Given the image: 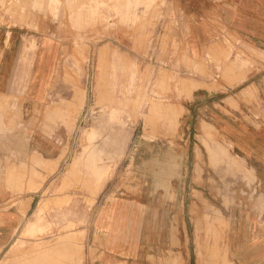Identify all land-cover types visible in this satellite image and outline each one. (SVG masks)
Here are the masks:
<instances>
[{
	"label": "rangeland",
	"instance_id": "obj_1",
	"mask_svg": "<svg viewBox=\"0 0 264 264\" xmlns=\"http://www.w3.org/2000/svg\"><path fill=\"white\" fill-rule=\"evenodd\" d=\"M117 1L0 0V66L8 58L0 161L12 163L9 185L34 195L14 239L0 246V264H24L29 247L60 242L71 245L69 260L59 253L45 263L264 264V186L195 100L198 90L245 84L244 67L264 55L232 44L222 55L190 44L180 53L179 38L192 40L197 27L211 40L228 32L196 23L191 0H139L132 20ZM44 72L41 100L34 78ZM35 134L59 149L54 172L37 165ZM92 152L101 176L86 165ZM32 223L39 232L28 236Z\"/></svg>",
	"mask_w": 264,
	"mask_h": 264
},
{
	"label": "crops",
	"instance_id": "obj_2",
	"mask_svg": "<svg viewBox=\"0 0 264 264\" xmlns=\"http://www.w3.org/2000/svg\"><path fill=\"white\" fill-rule=\"evenodd\" d=\"M54 1V0H53ZM57 1V0H55ZM139 0H131L132 8L130 11L124 10L129 4V0L117 1L114 9L120 12L124 18L134 19L137 17V8ZM195 4V13L199 19L196 23H211L218 29H224L228 32L227 36H220L216 39H206L202 37V32L197 27V36L192 40L189 38H179L180 53L186 51L188 45H192V50L196 49L200 54L206 47L211 46L214 54L222 55L225 48L229 45H235L247 48V51L258 52L264 55V0H191ZM135 5H134V4ZM151 1L147 0V7ZM101 5V4H99ZM198 25V24H195ZM250 27V28H249ZM206 33V32H205ZM191 41V42H190ZM47 40H44L41 47V62L47 53ZM237 47V48H239ZM50 49V48H49ZM249 49V50H248ZM252 55V54H249ZM5 56L6 53H5ZM5 62L8 58H4ZM254 64L250 67H244L247 70V80L245 84L229 86L225 85V91L198 90L195 95L196 104H204L203 121L212 124L231 142L233 151L237 156L243 158L251 168L256 188L263 190L264 186V67L263 60L258 56H252ZM0 66V93L7 91L5 83L7 79L6 64ZM5 64V65H4ZM124 67V66H123ZM48 77L46 73L36 74L34 80L40 88L36 94L39 99H43V90ZM134 77L131 76V85ZM247 82V83H246ZM207 103V104H206ZM186 104V105H185ZM184 107L188 110L186 102ZM35 101L24 102L23 108L35 109ZM188 116L187 111L183 115ZM120 120L114 117V121ZM3 120L0 117V126ZM97 138V133L94 140ZM43 138L35 134L32 138L31 153H35L37 165H43L48 172H54L57 168L60 158L59 149L55 147L44 148ZM50 150L49 152H47ZM91 154V153H90ZM97 153L89 155L87 158V167L98 174L103 175L104 171L99 165ZM6 158V157H5ZM44 158L50 160L53 167H47L49 162L44 163ZM21 163V162H20ZM17 164L18 166L20 165ZM12 165L7 159L0 161V246H6L16 236L21 223L24 219L25 212L30 208L27 207L33 203L34 195L30 198L21 193L15 186L9 185L7 170ZM15 164V163H14ZM75 167L70 168L69 172ZM36 193V192H35ZM37 196V194H35ZM30 199V200H29ZM15 202L13 205L11 203ZM46 204V203H45ZM240 237V236H239ZM238 236L234 237L232 246L234 249L239 245ZM241 241V238H239Z\"/></svg>",
	"mask_w": 264,
	"mask_h": 264
},
{
	"label": "bare ground",
	"instance_id": "obj_3",
	"mask_svg": "<svg viewBox=\"0 0 264 264\" xmlns=\"http://www.w3.org/2000/svg\"><path fill=\"white\" fill-rule=\"evenodd\" d=\"M131 4H132V2H131ZM134 4V3H133ZM128 7V6H127ZM129 8V7H128ZM127 8V9H128ZM250 28V27H249ZM104 115H106V114H104ZM119 113L116 111L115 112V114H114V117H118L119 118ZM97 129V128H96ZM96 130H93L90 134H89V140L90 141H93V139L95 138V136H96V132H95ZM169 148V147H168ZM169 150V149H168ZM161 152V151H160ZM167 152V151H166ZM92 154V153H91ZM90 154V155H91ZM152 154V153H151ZM161 154V153H160ZM165 155V154H164ZM152 156V155H151ZM134 157V156H133ZM168 160V159H167ZM170 160V159H169ZM48 161V160H47ZM50 161V160H49ZM88 161V160H87ZM50 163V162H49ZM52 163V162H51ZM148 163V164H147ZM147 163H146V167H148V168H150L151 166H153L152 165V163H150V161H147ZM167 164V163H166ZM148 165V166H147ZM176 165V164H175ZM174 165V166H175ZM51 167H52V165H50ZM49 166V168H51ZM179 165L177 164V167H178ZM48 167V166H47ZM176 167V166H175ZM180 167V166H179ZM75 168V167H74ZM144 168V167H143ZM168 169H169V167H168ZM167 169V170H168ZM178 169V168H177ZM171 170V169H170ZM149 172L150 171H147V176H149V178H150V175H149ZM168 173H169V171H168ZM168 175V174H167ZM151 179V178H150ZM162 181H164L165 182V184H163L164 186L163 187H165L166 188V191H168L169 189V181H170V179H171V177H166V176H163V177H161L160 178ZM147 187V190H145V186L142 188V192H143V196L142 197H145V195L146 194H148L151 190H150V188H151V181L149 180V182H148V186H146ZM175 191V190H174ZM175 198H176V196H174ZM45 206V205H44ZM200 216V215H199ZM37 225V224H36ZM36 225H35V223H32L31 224V226L30 227H28V236H30L29 235V233L30 234H35V233H37V232H39V231H37V227H36ZM29 226V225H28ZM68 226V225H67ZM66 228V227H65ZM43 229V228H42ZM41 230V229H40ZM45 231V230H44ZM25 232V231H24ZM43 232V231H42ZM85 232V231H84ZM41 233V232H40ZM72 233V232H71ZM70 233V234H71ZM34 236V235H33ZM66 236V235H65ZM36 237V236H35ZM71 238H73V237H71ZM62 239V238H61ZM59 241V240H58ZM61 241V240H60ZM37 243V242H36ZM63 243V242H62ZM61 242L60 243H57L56 245H49V246H46V247H43V245H42V247H40L41 246V244L40 245H38V244H34L33 246H31V247H29L24 253H23V255L25 256V262H24V264H40V262H43L42 264H50V263H48V260H47V263H45V260L46 259H48V258H51V259H53L52 257V255H56V254H59V253H64V255L63 256H65V254L66 255H68V254H70L71 253V251H72V248H71V245H69V244H62ZM43 244V243H42ZM45 245V244H44ZM46 245H48V244H46ZM13 250V249H12ZM15 250V249H14ZM13 250V251H14ZM73 252V251H72ZM8 254V253H7ZM9 254H10V251H9ZM62 254H61V256H62ZM24 256H21V258L23 257L24 258ZM72 256V259H73V255H71ZM58 258H59V256H57ZM57 257H54V260H55V258L58 260V258ZM68 257V256H67ZM22 258V259H23ZM68 258H70V257H68ZM68 258H66V256L65 257H63V259H65V261L67 262V259ZM8 259V258H7ZM14 259H16V258H14ZM62 258H61V260H63ZM8 260H11V259H8ZM24 260V259H23ZM69 260V259H68ZM13 261V264L15 263V264H17V263H19V262H17V261H15L14 262V260H12ZM11 261V262H12ZM49 261H50V259H49ZM60 261V260H59ZM5 262H7V261H5ZM5 262H3V263H5ZM60 262H62V261H60ZM64 262V261H63ZM66 262H64L65 264H66ZM69 262V261H68ZM70 262H71V260H70ZM72 262H73V260H72ZM72 262L70 263V264H72ZM20 263H22V262H20ZM56 263V262H55ZM54 263V264H55ZM63 263V264H64ZM7 264H11V263H9V261H8V263ZM56 264H59L58 262L56 263ZM61 264V263H60Z\"/></svg>",
	"mask_w": 264,
	"mask_h": 264
}]
</instances>
